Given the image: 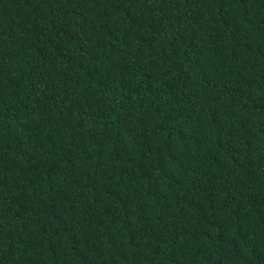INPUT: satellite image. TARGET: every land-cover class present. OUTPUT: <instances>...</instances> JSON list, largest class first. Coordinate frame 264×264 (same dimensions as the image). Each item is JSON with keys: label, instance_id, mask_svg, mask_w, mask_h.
I'll list each match as a JSON object with an SVG mask.
<instances>
[{"label": "trees", "instance_id": "1", "mask_svg": "<svg viewBox=\"0 0 264 264\" xmlns=\"http://www.w3.org/2000/svg\"><path fill=\"white\" fill-rule=\"evenodd\" d=\"M0 264H264V0H0Z\"/></svg>", "mask_w": 264, "mask_h": 264}]
</instances>
